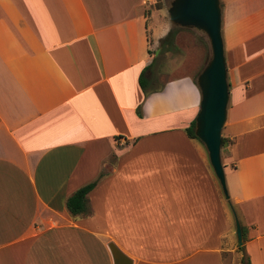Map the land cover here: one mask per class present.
I'll list each match as a JSON object with an SVG mask.
<instances>
[{"label":"crops","instance_id":"crops-1","mask_svg":"<svg viewBox=\"0 0 264 264\" xmlns=\"http://www.w3.org/2000/svg\"><path fill=\"white\" fill-rule=\"evenodd\" d=\"M147 1L0 0V264H112L108 241L133 264H225L229 205L186 133L201 61L156 84ZM220 3L221 158L246 253L264 264V0ZM98 176L90 213L71 216L67 197Z\"/></svg>","mask_w":264,"mask_h":264},{"label":"water","instance_id":"water-1","mask_svg":"<svg viewBox=\"0 0 264 264\" xmlns=\"http://www.w3.org/2000/svg\"><path fill=\"white\" fill-rule=\"evenodd\" d=\"M167 12L174 25L194 27L203 31L209 40L211 56L196 78L200 101L194 132L206 148L210 165L232 211L236 247H239L244 244L242 227L229 198L221 158L222 129L227 119L229 84L221 32L220 0H171ZM106 245L112 264H133L132 258L114 241H108Z\"/></svg>","mask_w":264,"mask_h":264},{"label":"rangeland","instance_id":"rangeland-1","mask_svg":"<svg viewBox=\"0 0 264 264\" xmlns=\"http://www.w3.org/2000/svg\"><path fill=\"white\" fill-rule=\"evenodd\" d=\"M170 1L171 0H148L144 5V11H149L151 15L148 21V32H150L148 37L150 48L156 52V67H158L157 71L159 73L156 78V84L162 83L164 79L168 78L171 71L175 68L186 65L188 54L201 61L200 67L194 74L196 76L211 56V47L206 34L194 27H179L174 40L176 48L171 50L160 49L159 39L166 34L165 28L168 27L170 30L177 27V25H174L170 21L167 12ZM226 123L227 119L224 127ZM224 127L222 129V136H224L223 134L228 130V126L226 128ZM222 154H226V148L221 149V157ZM228 208L230 212L231 229L234 233L231 235V246L224 244V247H227V250L223 252L222 256L225 264H239L238 260L240 252L236 251L234 217L230 207Z\"/></svg>","mask_w":264,"mask_h":264},{"label":"trees","instance_id":"trees-1","mask_svg":"<svg viewBox=\"0 0 264 264\" xmlns=\"http://www.w3.org/2000/svg\"><path fill=\"white\" fill-rule=\"evenodd\" d=\"M221 6V3H220ZM159 7V6H158ZM144 14L146 15V25L148 24L150 13L149 11H144ZM181 26L174 27L159 39V47L160 49L165 50H171L175 49L176 45L174 44L175 36L177 34L178 28ZM149 66H146L139 76V84L141 89L143 90L144 94L149 92L147 89V80L144 77V73L147 70ZM196 82V79H195ZM137 113L140 114V108H137ZM195 129V119L191 121L190 125L186 128V133L191 138H197L194 132ZM227 138L222 136L221 139V149L222 147L227 143ZM99 177L94 179L91 182H88L80 187H78L72 194H70L66 199V208L69 212V214L73 217L75 216H86L90 213V203L88 199V193L95 187L97 184ZM242 227V233H243V240L247 239V227L244 225H241ZM237 252H240V257L238 260L239 264H251L250 258L248 254L246 253L244 244L236 248Z\"/></svg>","mask_w":264,"mask_h":264}]
</instances>
